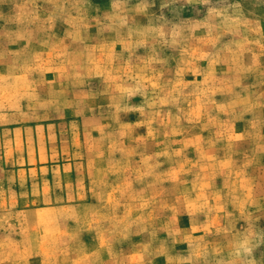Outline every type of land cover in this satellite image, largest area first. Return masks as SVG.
I'll return each instance as SVG.
<instances>
[{
  "label": "rangeland",
  "instance_id": "rangeland-1",
  "mask_svg": "<svg viewBox=\"0 0 264 264\" xmlns=\"http://www.w3.org/2000/svg\"><path fill=\"white\" fill-rule=\"evenodd\" d=\"M0 264H264V0H0Z\"/></svg>",
  "mask_w": 264,
  "mask_h": 264
},
{
  "label": "clouds",
  "instance_id": "clouds-1",
  "mask_svg": "<svg viewBox=\"0 0 264 264\" xmlns=\"http://www.w3.org/2000/svg\"><path fill=\"white\" fill-rule=\"evenodd\" d=\"M253 249L251 247L248 246H243V254L244 255H251Z\"/></svg>",
  "mask_w": 264,
  "mask_h": 264
}]
</instances>
